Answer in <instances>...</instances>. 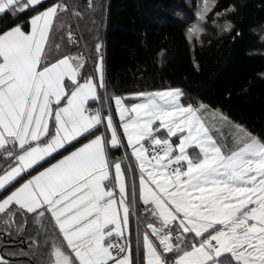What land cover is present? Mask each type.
I'll return each mask as SVG.
<instances>
[{"label": "snow or ice", "instance_id": "snow-or-ice-1", "mask_svg": "<svg viewBox=\"0 0 264 264\" xmlns=\"http://www.w3.org/2000/svg\"><path fill=\"white\" fill-rule=\"evenodd\" d=\"M43 4L0 0V18L35 13L30 31L20 24L0 31V160L8 161L0 169V214L51 226L48 264H135L127 175L108 151L124 144L113 115L89 105L105 87L102 45L98 79H81L82 56L50 61L54 23L69 8L57 2L41 10ZM211 12L202 0L198 20L207 23ZM203 31L194 23L189 40ZM67 37L76 42L72 31ZM182 97L176 88L111 98L139 171L138 199L151 218L140 241L142 264H264V141L241 125L219 139L214 132L226 118L210 126Z\"/></svg>", "mask_w": 264, "mask_h": 264}, {"label": "trees", "instance_id": "trees-1", "mask_svg": "<svg viewBox=\"0 0 264 264\" xmlns=\"http://www.w3.org/2000/svg\"><path fill=\"white\" fill-rule=\"evenodd\" d=\"M57 2L68 5L69 11L58 16L66 19L67 30L61 26L53 33L56 37L48 44L53 53L50 61L82 56L81 79L93 77L96 45H102L105 87L99 90L101 100L89 103L90 107L100 106L102 114L114 117V96L179 88L184 105L203 103L264 141V0H213L208 22L200 24L204 31L191 40L187 19L197 17L193 10L200 0H91L94 7H89V0H44L41 10ZM34 14L24 19L0 18V31L16 24L29 31V17ZM228 24L232 27L225 30ZM69 31L75 43L68 40ZM123 144L109 154L121 162L127 175L134 241L135 228L141 230L149 221L138 199L134 159ZM7 164L0 160V169ZM10 217L7 221L0 215L2 258L9 264H48V244L55 239L51 226L36 224L24 215ZM133 257L137 258L136 253Z\"/></svg>", "mask_w": 264, "mask_h": 264}, {"label": "rangeland", "instance_id": "rangeland-1", "mask_svg": "<svg viewBox=\"0 0 264 264\" xmlns=\"http://www.w3.org/2000/svg\"><path fill=\"white\" fill-rule=\"evenodd\" d=\"M212 2H213V0H208L209 7L211 6ZM201 3H202V0H200L199 5H201ZM199 5L197 6L196 9L193 10V14H195V13L197 14V12L199 11ZM55 22L56 23H55L54 28L52 30V33H51V36H50V40L49 41H51V39L53 40L56 37L55 34H53V33L59 32L61 26L63 28H65V30H67V28H66V19H64V18L63 19H58V17H57V19H56ZM187 22H188L190 28L193 26L194 23L201 24V22L198 20L197 17L196 18H192V20H188L187 19ZM60 35L62 36V31L60 32ZM60 40H62V39H59L58 41H60ZM96 67H97V63L95 64V70H94V73H93L94 74L93 77L98 79V74L96 72ZM103 76H104V73H103ZM100 89H102V88H100ZM171 89H173V88H171ZM131 95L132 94L125 95V96H122V97H128V96H131ZM134 102H136V101H134V100H128V101H126V103H128V104H131V103H134ZM185 106H187V105H185ZM194 107L202 110V112L204 113V115L207 117L210 126L212 124H214V123H217V121H219V116L222 114L218 110H214V108H211V107H209V106H207V105H205L203 103H197ZM222 115L226 119L224 121H220L218 123V125H217L218 131L217 132H214V135H217L218 138L221 139V140H229L231 138V134L235 132L234 125H238V124L234 123L226 115H224V114H222ZM213 117H215V119H213ZM113 120H114L113 121L114 124L117 126L118 134L119 135H121V134L123 135V129H122V127H120L121 122L119 120V116L116 113H115V115L113 117ZM252 136H254V135H252ZM257 138H258V136H257ZM125 142L127 143L126 139H125ZM129 149H130V152H131L132 151L131 148H129ZM1 259L3 261H5L3 258H1ZM6 264H8V263L6 262Z\"/></svg>", "mask_w": 264, "mask_h": 264}, {"label": "crops", "instance_id": "crops-1", "mask_svg": "<svg viewBox=\"0 0 264 264\" xmlns=\"http://www.w3.org/2000/svg\"><path fill=\"white\" fill-rule=\"evenodd\" d=\"M44 10V9H43ZM29 30H30V21H29ZM26 32H28V31H26ZM50 40V39H49ZM51 47H48L47 48V54H48V57H51V56H53V53L51 54ZM103 89V88H102ZM166 89H171V88H166ZM166 89H163V90H166ZM173 89H176V88H173ZM99 90L100 89H98V92H99ZM157 91H159V90H157ZM93 102H95V101H90L89 103H93ZM194 107V106H193ZM93 110H100L101 111V108H100V106H92L91 107ZM105 131V129L104 128H102V132H104ZM109 136H110V133L108 134ZM88 142V141H87ZM86 142V143H87ZM125 144H126V146H127V143L125 142V139H124V141H123ZM82 146V145H81ZM78 148V147H77ZM110 149H113V148H111V147H109V149H108V151L110 150ZM130 154H131V152H130ZM133 158V157H132ZM109 159H110V161H113V162H116V161H118V159H114V158H112L111 156H110V154H109ZM134 159V158H133ZM56 162V161H55ZM54 162V163H55ZM119 162V161H118ZM134 163H135V175H137V177H139V171H138V168H137V165H136V161H135V159H134ZM123 168V167H122ZM35 174V173H34ZM138 189H139V180H138ZM0 215H2V216H5V215H3V214H0ZM11 215L9 214V215H7V216H5L6 217V220L7 221H10V219H11V217H10ZM151 218L150 217H148V218H146L145 220L146 221H149ZM148 223V222H147ZM130 224H131V216H130ZM144 226V225H143ZM146 226V225H145ZM136 230H137V238H134V241H133V239L131 238V236H132V226L131 225H129V230H130V232H131V236H130V244H131V249H132V254L134 255L135 253H136V261H137V263L136 264H142V260H143V256H142V249H141V247H140V241H141V239H142V235H143V233L146 231V227H143V229H137V228H135ZM138 255V256H137ZM2 258V255H1V250H0V259ZM133 259H134V257H133ZM134 260V261H135ZM6 261V260H5ZM7 262V261H6ZM8 263V262H7ZM9 264V263H8Z\"/></svg>", "mask_w": 264, "mask_h": 264}, {"label": "built area", "instance_id": "built-area-1", "mask_svg": "<svg viewBox=\"0 0 264 264\" xmlns=\"http://www.w3.org/2000/svg\"><path fill=\"white\" fill-rule=\"evenodd\" d=\"M119 243H123V241H118Z\"/></svg>", "mask_w": 264, "mask_h": 264}]
</instances>
